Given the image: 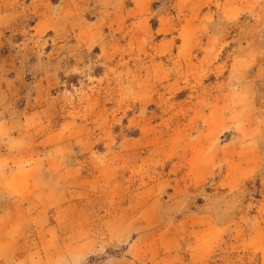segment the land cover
<instances>
[{"label": "rangeland", "instance_id": "1", "mask_svg": "<svg viewBox=\"0 0 264 264\" xmlns=\"http://www.w3.org/2000/svg\"><path fill=\"white\" fill-rule=\"evenodd\" d=\"M264 264V0H0V264Z\"/></svg>", "mask_w": 264, "mask_h": 264}, {"label": "crops", "instance_id": "2", "mask_svg": "<svg viewBox=\"0 0 264 264\" xmlns=\"http://www.w3.org/2000/svg\"><path fill=\"white\" fill-rule=\"evenodd\" d=\"M15 258H16L15 261H16L17 263L20 264V262H21V260H22V257H18V256H16Z\"/></svg>", "mask_w": 264, "mask_h": 264}]
</instances>
